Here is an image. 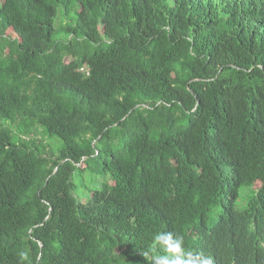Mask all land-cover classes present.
Instances as JSON below:
<instances>
[{
    "label": "trees",
    "instance_id": "trees-1",
    "mask_svg": "<svg viewBox=\"0 0 264 264\" xmlns=\"http://www.w3.org/2000/svg\"><path fill=\"white\" fill-rule=\"evenodd\" d=\"M166 232L264 264V0H0V264H151Z\"/></svg>",
    "mask_w": 264,
    "mask_h": 264
},
{
    "label": "rangeland",
    "instance_id": "rangeland-1",
    "mask_svg": "<svg viewBox=\"0 0 264 264\" xmlns=\"http://www.w3.org/2000/svg\"><path fill=\"white\" fill-rule=\"evenodd\" d=\"M59 22V20H57ZM32 138L35 139L38 143L45 144L47 149L56 143V147L53 148V152L58 153V150L62 147V140L59 137H51L49 134H46L43 128L38 127V131L32 135ZM52 141V142H51ZM50 143V144H49ZM80 165L83 167L85 163L82 162ZM110 174L108 173H92L89 169L85 171H76L74 174L75 182V194L83 202L86 203L94 190L102 189L103 185L107 182H110ZM248 189L241 188L239 193V199L237 207L244 208L247 203V193ZM221 208H214L211 212L210 221L211 223L215 222Z\"/></svg>",
    "mask_w": 264,
    "mask_h": 264
},
{
    "label": "clouds",
    "instance_id": "clouds-1",
    "mask_svg": "<svg viewBox=\"0 0 264 264\" xmlns=\"http://www.w3.org/2000/svg\"><path fill=\"white\" fill-rule=\"evenodd\" d=\"M154 244L161 246L170 255H154L151 264H214L211 255H205L203 251H186L183 247L184 238L172 232L157 233L154 236ZM25 256L24 253H21ZM145 258L148 254L144 253ZM185 256L188 258L185 259Z\"/></svg>",
    "mask_w": 264,
    "mask_h": 264
}]
</instances>
